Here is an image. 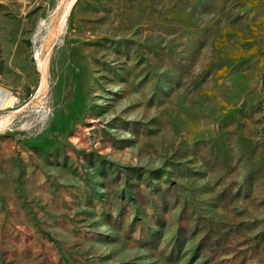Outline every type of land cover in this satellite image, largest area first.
<instances>
[{
	"label": "rangeland",
	"instance_id": "1",
	"mask_svg": "<svg viewBox=\"0 0 264 264\" xmlns=\"http://www.w3.org/2000/svg\"><path fill=\"white\" fill-rule=\"evenodd\" d=\"M0 264H264V0H0Z\"/></svg>",
	"mask_w": 264,
	"mask_h": 264
},
{
	"label": "bare ground",
	"instance_id": "2",
	"mask_svg": "<svg viewBox=\"0 0 264 264\" xmlns=\"http://www.w3.org/2000/svg\"><path fill=\"white\" fill-rule=\"evenodd\" d=\"M70 3V2H69ZM68 5V4H67ZM70 6H67V8H69ZM66 8V9H67ZM69 10V9H68ZM65 12V11H64ZM64 14V13H63ZM61 20V19H60ZM65 21H66V17L64 16V19H62V22H61V26H60V28L63 26V24L65 23ZM59 23V22H58ZM42 24L45 26V27H47L48 25L45 23V22H43L42 21ZM36 59H38L39 60V65L40 66H42V59H41V57H40V53L38 52L37 53V55H36Z\"/></svg>",
	"mask_w": 264,
	"mask_h": 264
},
{
	"label": "built area",
	"instance_id": "3",
	"mask_svg": "<svg viewBox=\"0 0 264 264\" xmlns=\"http://www.w3.org/2000/svg\"><path fill=\"white\" fill-rule=\"evenodd\" d=\"M12 98H13V102H14V103H15V102H19V97H18V96H13Z\"/></svg>",
	"mask_w": 264,
	"mask_h": 264
}]
</instances>
